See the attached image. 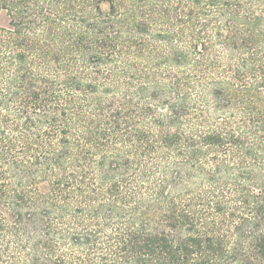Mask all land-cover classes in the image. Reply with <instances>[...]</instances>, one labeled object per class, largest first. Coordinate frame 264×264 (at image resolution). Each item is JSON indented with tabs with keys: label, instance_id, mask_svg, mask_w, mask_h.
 I'll list each match as a JSON object with an SVG mask.
<instances>
[{
	"label": "trees",
	"instance_id": "obj_1",
	"mask_svg": "<svg viewBox=\"0 0 264 264\" xmlns=\"http://www.w3.org/2000/svg\"><path fill=\"white\" fill-rule=\"evenodd\" d=\"M4 12L0 264H264V0Z\"/></svg>",
	"mask_w": 264,
	"mask_h": 264
},
{
	"label": "rangeland",
	"instance_id": "obj_2",
	"mask_svg": "<svg viewBox=\"0 0 264 264\" xmlns=\"http://www.w3.org/2000/svg\"><path fill=\"white\" fill-rule=\"evenodd\" d=\"M10 18L7 16V14L4 12L0 15V25L2 27L8 28L10 26ZM40 189L44 192L47 190V187L45 184H42L40 186Z\"/></svg>",
	"mask_w": 264,
	"mask_h": 264
}]
</instances>
